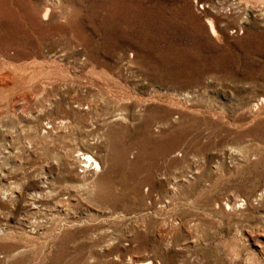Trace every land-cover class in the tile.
<instances>
[{"label": "rangeland", "instance_id": "obj_1", "mask_svg": "<svg viewBox=\"0 0 264 264\" xmlns=\"http://www.w3.org/2000/svg\"><path fill=\"white\" fill-rule=\"evenodd\" d=\"M145 258L264 264V0H0V264Z\"/></svg>", "mask_w": 264, "mask_h": 264}, {"label": "bare ground", "instance_id": "obj_2", "mask_svg": "<svg viewBox=\"0 0 264 264\" xmlns=\"http://www.w3.org/2000/svg\"><path fill=\"white\" fill-rule=\"evenodd\" d=\"M33 10V9H32ZM145 10V9H144ZM29 12V11H28ZM3 14V13H2ZM49 15V14H48ZM185 22V21H184ZM212 21H210L209 20V25H210V28H211V30H212V32H214V27L212 26V23H211ZM187 25V24H186ZM162 38V37H161ZM155 39V38H154ZM132 60V59H131ZM129 65V64H128ZM117 113V112H116ZM119 118V117H118ZM115 119V118H114ZM121 119V118H120ZM81 159H82V161H84L85 162V160L86 159H90L91 160V162L92 163H94L95 165V168L96 169H98L99 168V164H97V162L94 160V158H91L90 157V155L88 154V153H86V151L84 152L83 151V153L81 152ZM166 260V259H165ZM168 260V259H167ZM17 262V261H16ZM153 262V261H152ZM151 262L149 261V259H147V258H145V259H143V260H137V261H135L134 262V264H150ZM16 264V263H15Z\"/></svg>", "mask_w": 264, "mask_h": 264}]
</instances>
